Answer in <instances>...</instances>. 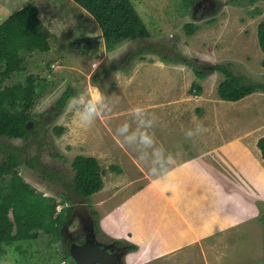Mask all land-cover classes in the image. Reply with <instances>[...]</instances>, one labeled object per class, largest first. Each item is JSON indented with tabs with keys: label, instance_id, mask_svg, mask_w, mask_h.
Here are the masks:
<instances>
[{
	"label": "rangeland",
	"instance_id": "1",
	"mask_svg": "<svg viewBox=\"0 0 264 264\" xmlns=\"http://www.w3.org/2000/svg\"><path fill=\"white\" fill-rule=\"evenodd\" d=\"M32 1L52 32L50 50L24 53L23 69L0 78V87L35 77V131L27 139L0 136V157L19 147L34 163L19 166V176L56 200V214L71 205L73 211L59 237L37 230L4 244L0 264H78L66 258L87 227L103 243L124 241L119 264H264V159L257 147L264 92L222 100L225 77L213 69L232 62L235 73L264 83L257 36L264 0H130L149 35L113 49L103 39L85 41L102 31L73 0H0V23ZM188 23L196 26L191 33ZM191 64L208 74L198 78ZM67 88L73 95L55 108ZM144 132L152 145L141 142ZM78 155L95 157L103 169L104 186L90 199L71 189ZM192 165L209 181L192 182ZM167 178V187L158 182ZM216 215L226 225H215ZM129 229L152 234L127 236ZM128 242L137 249L126 251Z\"/></svg>",
	"mask_w": 264,
	"mask_h": 264
},
{
	"label": "trees",
	"instance_id": "2",
	"mask_svg": "<svg viewBox=\"0 0 264 264\" xmlns=\"http://www.w3.org/2000/svg\"><path fill=\"white\" fill-rule=\"evenodd\" d=\"M84 8L97 21L102 34L85 38L90 43H98L103 39L107 49L131 38L145 37L149 31L130 0H73ZM200 0H187L193 4ZM235 2L236 0H231ZM243 3V2H240ZM196 26L185 25L188 32ZM258 41L264 52V20L258 25ZM51 30L42 22L38 14L37 4L32 1L14 11L0 23V78L6 82L20 71L24 61V53L50 50ZM189 63V62H186ZM264 64V61H263ZM192 65V64H191ZM195 75L204 78L208 71L192 65ZM232 62L218 63L213 66L215 71L224 74V80L218 87L222 100L238 101L257 91L264 92V83L253 81L244 75L237 74L232 69ZM197 90L200 86L193 85ZM35 77L29 75L24 81L0 87V136L11 139H27L34 131L36 123L33 115L37 97ZM73 95L72 88H67L55 102V108H64L67 100ZM62 127L55 128L60 134ZM257 147L264 159V136L260 137ZM0 157V251L4 244L35 237L37 230L59 237L73 211L69 206L62 214H56V200L30 186L19 176L17 168L22 165L33 167L32 159L22 158L21 149L15 147ZM74 170L72 191L75 195L90 199L104 186L103 169L98 160L92 156L78 155L72 161ZM67 201H72L66 196ZM97 215L96 210H91ZM96 231L100 229L95 218ZM122 246L124 241L115 240ZM126 250L133 251L137 245L129 243Z\"/></svg>",
	"mask_w": 264,
	"mask_h": 264
},
{
	"label": "flooded vegetation",
	"instance_id": "3",
	"mask_svg": "<svg viewBox=\"0 0 264 264\" xmlns=\"http://www.w3.org/2000/svg\"><path fill=\"white\" fill-rule=\"evenodd\" d=\"M94 225V222H93ZM83 238L78 240V236L72 240L70 245V252L67 256V260L80 264L79 260H88L95 255H98V251L101 248H108L111 252H119V246L116 242L103 243L99 241L96 237V234L93 232L92 228H86L83 233ZM125 248V247H123ZM126 249V248H125ZM127 251V250H126ZM99 264V263H94Z\"/></svg>",
	"mask_w": 264,
	"mask_h": 264
},
{
	"label": "crops",
	"instance_id": "4",
	"mask_svg": "<svg viewBox=\"0 0 264 264\" xmlns=\"http://www.w3.org/2000/svg\"><path fill=\"white\" fill-rule=\"evenodd\" d=\"M191 168H192V171H191V173H193V175H192V182H196V185H199V184H197L199 181H203V180H208L209 181V177H208V174H206L205 173V170L204 169H197V170H195V171H193V169H195V166L194 165H192L191 166ZM199 180V181H198ZM196 185H194V183H192V186H196ZM208 200V199H207ZM212 201H214L215 203L214 204H216L215 206H218L217 205V203L220 201L219 200V197L217 196V197H215ZM215 225H217V226H224V225H226L224 222V219H225V217L222 215V216H215ZM227 222L228 223H230L231 222V220H227ZM207 228H208V226H206ZM106 229V228H105ZM107 230V229H106ZM107 231H109L110 232V230H107ZM146 231H148V230H143L141 233L140 232H134L132 229H129V233H128V235L127 236H142V235H144V236H147V235H151L152 233L149 231L148 233H145ZM120 237V236H119ZM135 243L136 244H138V239H136L135 240ZM175 243V242H174ZM148 248H149V246H148ZM138 252H132V253H130V254H137ZM144 261V260H143ZM142 260H140V261H138L137 260V262H140V263H142L143 262ZM139 264V263H138Z\"/></svg>",
	"mask_w": 264,
	"mask_h": 264
},
{
	"label": "water",
	"instance_id": "5",
	"mask_svg": "<svg viewBox=\"0 0 264 264\" xmlns=\"http://www.w3.org/2000/svg\"><path fill=\"white\" fill-rule=\"evenodd\" d=\"M120 253L118 252H111L108 248H101L98 251V255L94 257L90 256L88 260H79L80 264H119Z\"/></svg>",
	"mask_w": 264,
	"mask_h": 264
},
{
	"label": "clouds",
	"instance_id": "6",
	"mask_svg": "<svg viewBox=\"0 0 264 264\" xmlns=\"http://www.w3.org/2000/svg\"><path fill=\"white\" fill-rule=\"evenodd\" d=\"M86 112L88 114V116H91L92 114H94L96 112V108L94 107V105L92 104H89L86 108ZM187 135H191V132H187L186 133ZM140 140L143 144L145 145H152L154 143V140L152 138V136L147 133V132H144L141 136H140ZM162 152L161 149H157L156 150V155H160ZM158 182H160L162 184V186L164 187H167L168 183H169V179H164V180H158Z\"/></svg>",
	"mask_w": 264,
	"mask_h": 264
}]
</instances>
